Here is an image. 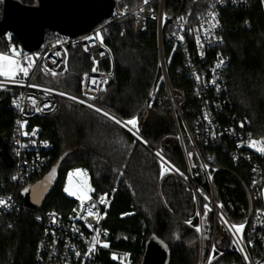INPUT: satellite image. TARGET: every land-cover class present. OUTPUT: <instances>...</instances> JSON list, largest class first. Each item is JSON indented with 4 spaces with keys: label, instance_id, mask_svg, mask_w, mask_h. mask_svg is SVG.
Instances as JSON below:
<instances>
[{
    "label": "trees",
    "instance_id": "16d2710c",
    "mask_svg": "<svg viewBox=\"0 0 264 264\" xmlns=\"http://www.w3.org/2000/svg\"><path fill=\"white\" fill-rule=\"evenodd\" d=\"M36 5L37 0H18ZM205 1V2H204ZM207 0H184L185 11H202ZM130 7L139 0H127ZM180 0H168L169 12L178 10ZM3 0H0V20ZM224 46L228 59L225 71L232 108L220 114L224 124L245 118L244 130L264 138V0H254L248 9L226 8L221 12ZM99 37L113 55V78L94 103L120 120H136L142 140L84 106L59 99L54 115L41 117L32 125L51 144L48 163L31 175L21 187L7 183L16 172L11 146L17 116L11 107L13 89H0V195L17 190L27 193L56 169V178L44 193L40 210L24 208L0 216V264H38L36 252L43 234L44 214L54 211L66 217L77 207V200L64 193L67 173L81 168L89 172L97 196L107 194L110 206L104 228L114 249L132 253L133 264H142L146 243L151 236L167 247L169 264H204L213 237L217 250L210 264H228L234 255L220 254L230 240L215 213L197 195L195 188L211 195L220 210L234 224L246 221L249 189L253 212L264 209L262 195L250 189L252 169L247 161L232 155L233 140L225 145L205 144L199 134L200 109L190 81L182 71L178 52L164 48L167 76L174 90L186 101L183 120L165 111L160 97L165 84L159 68L157 28L152 23L145 33H136L134 23L102 22ZM54 32H46L44 43ZM15 39V38H14ZM18 42L17 39H15ZM0 49L5 50L4 39ZM94 64L79 45L67 47L65 72L56 86L73 95H82V80ZM110 71L106 59L97 65ZM237 126V123H235ZM161 150L171 163L190 179L172 173L163 175L154 153ZM264 168V158L253 157ZM205 164V166H204ZM6 183V184H5ZM5 184V185H4ZM23 202L24 196L20 195ZM222 232V236H221ZM218 242V243H217Z\"/></svg>",
    "mask_w": 264,
    "mask_h": 264
},
{
    "label": "built area",
    "instance_id": "2783aa9c",
    "mask_svg": "<svg viewBox=\"0 0 264 264\" xmlns=\"http://www.w3.org/2000/svg\"><path fill=\"white\" fill-rule=\"evenodd\" d=\"M113 1V14L105 21L108 24L130 21L134 23V30L139 34L145 33L152 23L156 25L159 68L165 84V93L160 97L163 109L171 113L176 120L182 119L185 125L183 109L186 101L179 91L172 88L167 76L164 48L169 47L180 54L182 71L190 81L198 102L200 137L206 145H225L226 148H229L226 140H233L232 155L236 160H244L251 165L250 189L262 195L264 168L252 159L264 158V151L260 150L264 149L263 139L244 130L243 125L247 121L245 118L238 120L234 117L230 124H224L220 116L223 111L232 108L225 74L228 59L220 51L224 46L221 12L226 8L248 9L254 0H207L204 10L197 12L194 8L185 11L184 0H180L178 10L172 13L167 9L168 0H147V3L145 0H139L140 3L135 7H130L126 3L127 0ZM99 30L100 28H95L89 34L76 39L58 33L50 34L46 43L33 53L25 51L11 33L5 35V50L0 49V54L11 55L20 68L28 70L27 75L17 71L14 78L0 77L1 89L16 91L11 100V107L17 116L11 138L16 157V172L8 179V184L23 186L31 175L39 173L48 163L46 152L51 148V144L40 137V128L32 123L41 117L54 115L59 107V99L84 106L108 119L109 116L115 117L94 103L113 78V55L99 37ZM77 45L90 55L95 65L83 76L81 96L68 93L55 85L57 78L66 70L67 47ZM106 59L111 62L110 71H99L97 65ZM218 64L220 67H217ZM97 108L101 111L97 112ZM103 113H108L109 116ZM163 156L169 161L165 154ZM67 177L74 179L86 194V198L77 200V207L66 217L54 211L44 214L43 234L36 252L37 263L133 264L131 252L114 249L108 242L109 234L104 225L106 211L110 206L109 196L96 195L90 174L84 169H71ZM244 187L249 200V213L246 221L241 224H234L220 210L215 203L214 193L209 195L200 188H195L194 191L201 197L207 195L210 199L209 207L227 232L230 244L228 249L220 251V254L234 255L228 264H264V209L253 212L249 189ZM20 195L25 198L26 193L18 194L15 190L0 195V200L5 201L7 205H0V216L26 208L24 200H20ZM240 225L244 227L237 231ZM215 250L217 248L213 237L209 256L204 264L211 263Z\"/></svg>",
    "mask_w": 264,
    "mask_h": 264
},
{
    "label": "water",
    "instance_id": "95a60500",
    "mask_svg": "<svg viewBox=\"0 0 264 264\" xmlns=\"http://www.w3.org/2000/svg\"><path fill=\"white\" fill-rule=\"evenodd\" d=\"M114 8L113 0H37L33 6L18 0H3L0 40L11 33L25 51L33 53L43 45L46 32L73 39L82 37L109 19ZM45 192L38 184L31 186L24 198L25 207L40 210ZM142 264H169L167 247L155 236L146 243Z\"/></svg>",
    "mask_w": 264,
    "mask_h": 264
},
{
    "label": "rangeland",
    "instance_id": "374dc122",
    "mask_svg": "<svg viewBox=\"0 0 264 264\" xmlns=\"http://www.w3.org/2000/svg\"><path fill=\"white\" fill-rule=\"evenodd\" d=\"M0 77L3 78H10L11 76H3L0 75ZM1 89V88H0ZM123 121V120H120ZM129 121V120H127ZM126 122V121H123ZM116 123V122H115ZM120 127H122L123 129H125L127 132H129L130 134H132L136 139L142 140V138L139 136L137 129H136V125L135 127L131 124H127L126 126H124L123 124H118ZM143 141V140H142ZM157 153H160L159 156H156L157 160L159 161L161 168H162V174L166 175L169 173H172L176 176H178V174H180L181 176H183L186 180L188 179V177L186 175H184V173L180 172V170H178L177 167H175L171 161L167 160L164 158L163 156V152L161 150H158ZM177 171V172H176ZM178 174H176V173ZM56 173L57 170L54 168L51 170V172L44 178V180L38 184V187L43 190V191H47L51 185L53 184L54 179L56 178ZM64 193L67 196H72L74 197L76 200H82L86 198V194L84 193V191L80 188V186L75 183L74 179L72 177H67L66 182L64 184ZM203 200L206 203V206L209 205L208 202H210L209 198L207 197V195L204 194L203 196ZM262 200H263V204H264V187L262 189ZM223 226V225H222ZM224 229V226H223ZM221 236H222V232H221ZM218 243V242H217ZM216 246V244H215ZM209 256V255H208ZM207 256V257H208ZM212 259V258H211ZM210 259V260H211ZM214 260V258L211 260V262Z\"/></svg>",
    "mask_w": 264,
    "mask_h": 264
},
{
    "label": "snow or ice",
    "instance_id": "6c2138e0",
    "mask_svg": "<svg viewBox=\"0 0 264 264\" xmlns=\"http://www.w3.org/2000/svg\"><path fill=\"white\" fill-rule=\"evenodd\" d=\"M145 2L147 3V0H145ZM213 18H215L214 15H213ZM213 27H215V25H213ZM222 63H223V60H221L220 64H222ZM220 64H218L217 67H220ZM29 66H31V65H29ZM17 71L23 72L25 75H27V72H28L27 68H20L18 62L15 59L11 58V55L0 54V75L6 76V77L12 76L14 78L15 73ZM73 99H75V98H73ZM80 103H84V101H80ZM88 106L94 107L93 105H88ZM95 110L97 112L101 111L98 108ZM103 114L105 116H109L108 113H103ZM109 118L113 119L117 124H123L124 126H126L127 124H131L135 127V125H136L135 119L123 122V121L117 120L115 117H112V116H109ZM255 143L256 142L254 141L253 144H255ZM260 150L264 151V149H260ZM157 155L159 156L160 153H157ZM0 205L7 206L6 202L3 200H0ZM205 207L207 208V206H205ZM233 227H237V226H233ZM243 227H244L243 225L238 226L237 231H240ZM94 240H95V237H94ZM105 246H107V245H105Z\"/></svg>",
    "mask_w": 264,
    "mask_h": 264
},
{
    "label": "bare ground",
    "instance_id": "6f19581e",
    "mask_svg": "<svg viewBox=\"0 0 264 264\" xmlns=\"http://www.w3.org/2000/svg\"><path fill=\"white\" fill-rule=\"evenodd\" d=\"M156 155H157V153H156ZM158 156V155H157Z\"/></svg>",
    "mask_w": 264,
    "mask_h": 264
}]
</instances>
